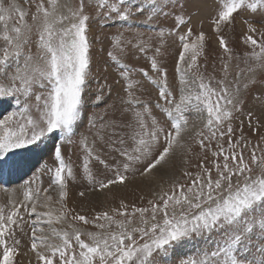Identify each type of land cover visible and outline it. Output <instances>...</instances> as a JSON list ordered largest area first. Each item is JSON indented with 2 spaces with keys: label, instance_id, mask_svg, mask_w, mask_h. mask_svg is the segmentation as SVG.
I'll list each match as a JSON object with an SVG mask.
<instances>
[{
  "label": "snow or ice",
  "instance_id": "1",
  "mask_svg": "<svg viewBox=\"0 0 264 264\" xmlns=\"http://www.w3.org/2000/svg\"><path fill=\"white\" fill-rule=\"evenodd\" d=\"M25 3L36 8L31 23L29 10L16 0L7 5L0 0V105L7 103L12 109L0 118V177L5 170L11 175L27 167L29 154L48 151L55 166H43L52 173L48 188L41 189L36 175L25 182L21 197L13 194L8 204L0 206V264H20L17 258L29 254L35 264H161V260L167 264H264V135L253 142L243 132L245 120H240L239 129L233 127L236 114L243 113L242 92L256 84L257 69L264 70V0H213L209 23L228 57L222 79L200 71L208 37L203 31L193 32L185 0ZM167 16L174 17L175 27L154 29L161 45L149 58L152 75L141 70L158 91L157 101L150 105L123 58L130 50L141 54L153 50L135 25L147 29ZM237 17L245 25L242 42L249 49L243 57L236 56L248 64L251 78L246 83H242V73L231 81L227 78L233 49L223 32ZM93 19L136 34L134 39H126L123 32L111 38L107 55L120 70L122 102L127 107L120 109L119 119L99 126L96 115H88L89 128L96 129V139L89 144L79 127L86 118ZM182 26L187 27L180 32ZM34 33L36 54L31 51ZM166 35H175L181 48L176 93L168 70L157 58ZM255 99L264 105V95ZM102 100L100 89L94 103ZM154 108L163 114V121L153 114ZM253 116L251 111L246 113L248 127L255 134L264 125ZM237 131L240 135L233 139ZM77 135L85 152L82 173L91 191L124 186L137 175L159 176L164 183L157 184L159 190H153L146 203L143 196L139 205L121 200L119 207L97 212L89 220L68 207L69 181L76 176L62 154V144H57H71ZM97 141L116 154L111 162L101 158ZM195 146L199 153L193 152ZM193 156L199 159L194 166L189 159ZM177 157L195 171L182 167L181 175L175 176L172 169ZM93 160L103 166L99 176L90 167ZM53 186L59 197L55 201L48 194ZM81 224L92 225L96 231ZM190 245L191 250L184 252Z\"/></svg>",
  "mask_w": 264,
  "mask_h": 264
},
{
  "label": "rangeland",
  "instance_id": "2",
  "mask_svg": "<svg viewBox=\"0 0 264 264\" xmlns=\"http://www.w3.org/2000/svg\"><path fill=\"white\" fill-rule=\"evenodd\" d=\"M5 5H7L10 0H4ZM75 2V0H74ZM134 3H139V0H133ZM16 3L29 10L28 21L31 23V13L36 11L34 4L25 3V0H16ZM215 5L213 0H185V15L191 16V27L194 33L203 31L207 37V47L205 49V57L200 58V71L206 76L211 75L216 79H222L224 77V64L228 62V57L224 55L223 50L219 46L218 40L215 33L213 32L212 25L209 23L211 16L214 14ZM89 11H94V9H89ZM179 11V9L175 10ZM143 17H141L142 19ZM201 22L203 26L201 27ZM136 29L142 33L145 41H148L153 50H149L146 54H141L138 51L130 50L129 53L124 56L123 62L126 63L131 68V78L134 81H139L142 85L141 94L142 98L149 102V104H154L158 99L157 89L149 84L147 80L142 76L141 70H149L150 75V60L149 58L154 55L155 47L161 45V38L157 35V31L154 29L163 28L165 31H169L175 27V19L173 16L162 17L157 20L152 27L145 28L142 25H135ZM187 26H182L180 32L185 31ZM90 36L93 39L92 47V64H91V76L88 82V91L85 93L86 103L84 106L85 120L80 124L79 132L82 135H87L89 138V144L92 143L96 137L93 133L96 129L89 128L87 116L90 114H95L97 117V126L106 120H116L120 118V109L127 107L123 104V99L125 98L124 92V81L119 75V69L116 64H114L107 53L111 48V38L120 32L126 39H134V31H124L119 25L113 24L111 22L106 25H102L99 19H93L90 22ZM245 25L241 22V18L237 17L234 25L230 28H225L223 34L229 40V46L233 49V58L229 63L228 68V80H233L237 77L238 73H242L244 76V81L242 83L248 82L251 78V74L247 72L248 64L245 63L243 59H237L236 56L239 55L243 57V54L249 49L243 44L242 36L245 32ZM33 43L31 45V51L36 54V35L33 34ZM180 43L175 35L165 36L163 38V47L161 48L162 55L158 56L162 66L168 70V78L170 86L174 93L177 92L179 87L178 76L175 71L177 65V58L180 52ZM254 66V65H253ZM256 84L249 87L248 90L242 92V97L245 100L243 105V113H237V119L233 121V127L236 129L240 128V120H245L243 125V132L245 135L249 136L253 142H257L261 135H264V127H261L259 132L253 133L248 127L246 120V113L249 111L254 113L253 119L257 117L261 125H264V105H261L259 101L255 98L260 95H264V70L257 69L255 74ZM242 86V85H241ZM103 90V100L100 103H94L95 97L98 90ZM178 94V93H177ZM105 109L106 113L105 114ZM12 109L7 103L0 105V118L6 115ZM153 114L160 120H164L165 117L158 109H153ZM102 117V119L100 118ZM128 117H125L127 119ZM199 126V125H198ZM119 131H127L126 129H121ZM240 135L239 131L236 132L233 139ZM107 138V133H105ZM81 136L77 135L74 137L71 144L67 142L57 141V144H62V154L65 157L67 163H69L74 170L76 178L69 181V196L67 199L68 207L75 209L82 215H85L89 220H91L97 212L103 211L105 209H110L111 207H119L120 201L123 200L129 204H141L140 197L145 198L144 203L147 199L151 197L153 190H159L157 187L158 183H164V180L159 176L156 178L139 177L137 175L136 179L126 182L124 186H112L110 189H105L103 192L91 191L90 185L87 180L84 179L82 173V165L85 157V152L80 143ZM227 137L225 138V146ZM131 141H129V145ZM261 146L264 147V142H261ZM215 147V145H213ZM96 150L100 152L101 158L109 160L114 157L115 153H110L107 148L97 141ZM194 153H199V146L193 148ZM211 158V157H209ZM28 159L31 163L19 170L12 173L6 178V182L3 183L2 177H0V206L9 203L10 198L14 193L22 194L23 185L29 179H35L38 175L42 183H39L41 189L48 188L52 173L48 172L43 168L45 164L48 167H54L55 162L53 160L52 154L48 151H44L40 154H29ZM191 165H196L199 163V159L196 156L190 157ZM35 165V168H33ZM94 173L99 176L104 172L103 166L97 161L93 160L90 164ZM182 167H189V170L195 171L194 167L189 165H184L181 158L177 157L174 160L172 171L175 176H180V169ZM7 170H5L6 172ZM141 183V184H140ZM34 187L36 185H33ZM167 185L165 184V187ZM84 191L85 196H79V192ZM52 195L53 201L57 200L58 190L53 189L48 193ZM93 195V196H91ZM86 227L88 231H96L92 225L83 226ZM25 230L28 231V226H25ZM27 236L24 237V243H27ZM191 250V245L189 248L184 249V252H189ZM20 264H29L31 260L32 264H35V260L31 254L28 256H20L17 258ZM175 261V258H173ZM161 264H167L166 261L161 260Z\"/></svg>",
  "mask_w": 264,
  "mask_h": 264
},
{
  "label": "bare ground",
  "instance_id": "3",
  "mask_svg": "<svg viewBox=\"0 0 264 264\" xmlns=\"http://www.w3.org/2000/svg\"><path fill=\"white\" fill-rule=\"evenodd\" d=\"M140 184H141V183H140ZM14 194H15V196L18 197V198L22 196V194H17V192L14 193ZM91 196H93V195H91Z\"/></svg>",
  "mask_w": 264,
  "mask_h": 264
}]
</instances>
